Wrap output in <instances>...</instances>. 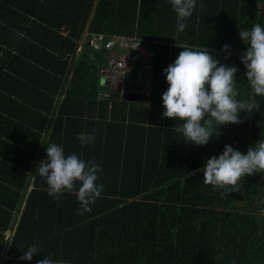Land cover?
Masks as SVG:
<instances>
[{
    "label": "trees",
    "instance_id": "16d2710c",
    "mask_svg": "<svg viewBox=\"0 0 264 264\" xmlns=\"http://www.w3.org/2000/svg\"><path fill=\"white\" fill-rule=\"evenodd\" d=\"M184 23L179 32L169 0H0V264H264V171L227 196L203 176L226 144L246 154L264 139V96L244 74L239 37L264 27V0H196ZM84 34H102L101 44ZM114 34L137 36L153 53L141 101L110 91L102 75L103 42ZM183 47L235 66L237 99L260 106L202 146L162 115L163 70ZM93 130L82 145L77 134ZM51 143L101 166L104 189L90 211L79 213L75 194L43 190L36 168ZM32 245L38 253L20 259Z\"/></svg>",
    "mask_w": 264,
    "mask_h": 264
},
{
    "label": "clouds",
    "instance_id": "9594fccd",
    "mask_svg": "<svg viewBox=\"0 0 264 264\" xmlns=\"http://www.w3.org/2000/svg\"><path fill=\"white\" fill-rule=\"evenodd\" d=\"M169 2L176 13L177 30L183 32L186 28L184 21L192 15L196 0ZM239 37L247 46L240 57L246 69L244 74L253 94L264 96V27L259 23L254 24L249 30H240ZM228 49L229 45L223 46V50ZM163 72L168 87L161 96L162 115L183 121L180 125H174L173 130L196 145H205L214 134L219 135L220 125L242 123L241 111L251 113L253 109L260 108L254 100L237 99V68L221 64L205 47H183ZM95 131L78 133L77 139L82 145L93 143ZM36 171L45 181L46 186L42 185V188L48 195L59 198L65 192L75 194L81 206L78 209L80 214L91 210L90 204L104 189L102 184L96 183L97 173L102 171L100 165L94 160L85 161L76 154L66 156L63 148L56 143L47 145L46 159L37 165ZM262 171L264 139L255 141L246 154L226 144L222 154L211 156L203 165L204 182L213 188L223 189L224 196L239 191L238 185L245 175ZM34 253H38L37 246H28L19 258L31 260ZM36 264L64 262L45 257L37 260Z\"/></svg>",
    "mask_w": 264,
    "mask_h": 264
},
{
    "label": "built area",
    "instance_id": "2783aa9c",
    "mask_svg": "<svg viewBox=\"0 0 264 264\" xmlns=\"http://www.w3.org/2000/svg\"><path fill=\"white\" fill-rule=\"evenodd\" d=\"M102 38V34H90L88 37L84 35V42L86 41L96 48L101 44ZM103 43L106 53V63L103 69H105L106 78L103 77L106 81L111 83V85L114 84L117 86L120 82L124 83L120 76L131 70L133 68V63H140L146 68L152 59V51H150L144 45L142 39L137 36L114 34ZM80 48L81 45L77 47L76 52H78ZM148 95L149 92L147 91L145 93V98H147Z\"/></svg>",
    "mask_w": 264,
    "mask_h": 264
},
{
    "label": "water",
    "instance_id": "95a60500",
    "mask_svg": "<svg viewBox=\"0 0 264 264\" xmlns=\"http://www.w3.org/2000/svg\"><path fill=\"white\" fill-rule=\"evenodd\" d=\"M150 75V71L148 70L140 71L137 82L118 83L117 93L123 92V97L125 99L141 101L145 91L147 90L149 92ZM128 94L133 96L128 97Z\"/></svg>",
    "mask_w": 264,
    "mask_h": 264
},
{
    "label": "rangeland",
    "instance_id": "374dc122",
    "mask_svg": "<svg viewBox=\"0 0 264 264\" xmlns=\"http://www.w3.org/2000/svg\"><path fill=\"white\" fill-rule=\"evenodd\" d=\"M142 70V65L140 63H133V68L131 70H129L127 73L123 74L120 76V78L123 81L126 82H136L138 80V75L140 73V71ZM102 75L106 78V72L105 69H103ZM104 84H105V80H104ZM109 90H117V86L116 85H111V83H109ZM145 96V95H144ZM7 233H5V237H7L8 235H6Z\"/></svg>",
    "mask_w": 264,
    "mask_h": 264
},
{
    "label": "crops",
    "instance_id": "0c3cea01",
    "mask_svg": "<svg viewBox=\"0 0 264 264\" xmlns=\"http://www.w3.org/2000/svg\"><path fill=\"white\" fill-rule=\"evenodd\" d=\"M84 35H85V34H84ZM83 41H84V40H83ZM141 71H142V70H141ZM125 83H126V81H125ZM16 222H17V221H16ZM16 222L13 223V226H14L13 228H15V226H16ZM6 233H7L6 235H8V236L10 235V231H6ZM8 236H7V237H4V239L9 238ZM6 240H7V239H6ZM3 257H4L5 259L8 257L7 254H6V249L4 250V255H3Z\"/></svg>",
    "mask_w": 264,
    "mask_h": 264
}]
</instances>
